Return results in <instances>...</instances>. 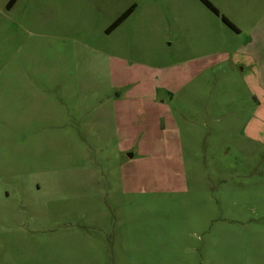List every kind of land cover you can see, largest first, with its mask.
<instances>
[{
	"label": "rangeland",
	"instance_id": "rangeland-1",
	"mask_svg": "<svg viewBox=\"0 0 264 264\" xmlns=\"http://www.w3.org/2000/svg\"><path fill=\"white\" fill-rule=\"evenodd\" d=\"M207 1L235 21L250 9ZM8 2L0 264H264V97L255 64L238 54L243 36L220 34L218 25L229 31L200 0ZM210 55L221 61L207 58L175 95L160 86L114 110L115 86L144 80L142 66ZM116 60L132 66L120 80ZM169 117L180 130L172 136ZM174 136L181 144L162 142Z\"/></svg>",
	"mask_w": 264,
	"mask_h": 264
},
{
	"label": "crops",
	"instance_id": "crops-1",
	"mask_svg": "<svg viewBox=\"0 0 264 264\" xmlns=\"http://www.w3.org/2000/svg\"><path fill=\"white\" fill-rule=\"evenodd\" d=\"M242 4L244 5L247 1L249 4L250 9H244L241 12L242 19L234 20L230 16L226 15L225 11H220L216 9L218 12V15L215 13L212 14L217 18L218 24H223L225 28L229 31L226 32L224 29L219 27L218 25V30L219 33L222 34L225 38H232V36H236V38H239V36H243L244 40L240 42V45L238 46L237 50L239 51V55L242 57H245L247 59H250L252 63L255 64L256 70L253 74L252 71V79L254 82H256V87L257 91H259L262 96L264 97V6L261 5L262 0H242ZM210 3V2H209ZM211 4V3H210ZM221 17H224L227 19L235 28V30H232L228 26H226ZM115 22V21H114ZM231 32V33H230ZM235 34V35H233ZM214 55H210L205 57V60L202 59L201 63H198L196 65H190L187 62H182L181 64H176L175 66L172 67H166L164 70H154V68H150L147 66H142L143 70L148 68L146 71V76L144 80H141L138 78L139 74H133L130 75L131 78L129 79V82H122L121 80V85L120 86H115V89H118L119 91L114 93L113 100H114V110L116 111L118 109V106L125 104L129 101H133L136 99L139 100H146L152 97H156L158 93V88L160 86H164L165 89H163L166 94H171L172 96L175 95V92L180 91L184 87V78L187 77L189 74L192 73L193 77L194 76H201L206 72V62L207 58L210 59H215L216 62L218 63L221 61V56L217 55L215 58H213ZM254 64H250L246 67L251 68L253 70L252 66ZM132 68L130 67H123L120 65V61L116 60V64H114V67H112L111 72H112V77L113 78H118L120 80L121 77L120 74H123L122 71L127 70ZM139 68V67H138ZM162 74V75H161ZM157 76L155 79H153ZM163 76H165V85H161L159 83V79H163ZM125 77V76H124ZM182 82V84H181ZM187 82V81H186ZM159 85H156L158 84ZM245 90H249V87L247 88V85H243ZM186 96H189V94H186ZM158 103H154L155 107L159 104L160 106L164 107L166 105L165 100L157 101ZM262 114H264V109L260 111ZM248 120V121H247ZM245 121H247L246 128L250 126V118H247ZM218 122V120H216ZM249 122V123H248ZM164 124H168L170 127L169 128L170 135L172 136L175 133H179V128L176 127V125L173 123V120L169 117L168 120ZM154 126V124H153ZM244 127V125H243ZM164 128V130L166 129ZM183 129V128H182ZM252 129V127L250 128ZM158 133V131L156 130ZM164 132H160V134H163ZM143 141L142 143H146L145 137L142 138ZM149 140V143L153 144V140L151 139H146ZM167 141V142H166ZM140 142V143H141ZM162 142L167 143L168 145H173L176 146L177 144H181L180 138L174 136L170 137L168 139L164 138ZM156 143H161V139L158 140Z\"/></svg>",
	"mask_w": 264,
	"mask_h": 264
},
{
	"label": "trees",
	"instance_id": "trees-1",
	"mask_svg": "<svg viewBox=\"0 0 264 264\" xmlns=\"http://www.w3.org/2000/svg\"><path fill=\"white\" fill-rule=\"evenodd\" d=\"M16 0H9L8 2V7H12L13 4L15 3ZM210 11H212L213 13H215L216 15H218V12L216 11V9L207 1V0H200ZM132 8H129L128 10H126L119 18H117V20H115V22H113L110 27L107 29V32L112 31L120 22H122L132 11ZM223 23L228 26L229 28H231L232 30H235L234 26L224 17H221Z\"/></svg>",
	"mask_w": 264,
	"mask_h": 264
}]
</instances>
